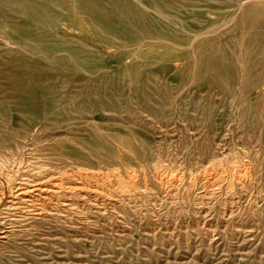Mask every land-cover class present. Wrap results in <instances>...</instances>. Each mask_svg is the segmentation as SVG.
Listing matches in <instances>:
<instances>
[{
  "label": "rangeland",
  "instance_id": "374dc122",
  "mask_svg": "<svg viewBox=\"0 0 264 264\" xmlns=\"http://www.w3.org/2000/svg\"><path fill=\"white\" fill-rule=\"evenodd\" d=\"M164 1L214 30L190 49L129 43L143 45L124 79L119 48L64 11L66 39L106 71L68 74L59 93L42 30L0 0V98L29 82L60 99L0 114V264H264V5Z\"/></svg>",
  "mask_w": 264,
  "mask_h": 264
},
{
  "label": "bare ground",
  "instance_id": "6f19581e",
  "mask_svg": "<svg viewBox=\"0 0 264 264\" xmlns=\"http://www.w3.org/2000/svg\"><path fill=\"white\" fill-rule=\"evenodd\" d=\"M207 1H199L207 13L218 12L222 8V5L214 6L206 3ZM242 1H231L229 5L232 8L231 17H235V14L246 6L264 5V0ZM18 2L20 3L18 11H25L30 22L42 30L37 35L40 40L34 47L41 48L43 54L48 57L45 67L47 76L62 80L57 84V91L64 88L68 74L95 77L96 74L106 71L103 66L105 63L98 52L88 49L77 39H66L65 31L68 28L65 21L68 17L64 11H68L69 7L71 14L83 17L87 23V30L98 38L102 47L119 48L118 51L111 52L108 59H114L117 66L124 65L123 70L117 74L120 79H124L127 73L133 74L137 66L133 55L142 49L143 45L137 44L132 48L128 46L129 43L152 40L161 47L171 45L175 49H190L191 44H187L188 40L191 39L195 43L200 37L211 34L210 31L214 30L213 26L200 32L187 27L180 13L174 11L169 2L164 0H18ZM230 72L231 70L228 71L229 74ZM60 77H64V80ZM10 84L12 85L13 81ZM16 86L20 87L18 92H10L0 98V114L33 115L38 112L59 110L60 99L43 92L34 96L30 94L42 86L35 89L29 82L18 83Z\"/></svg>",
  "mask_w": 264,
  "mask_h": 264
}]
</instances>
